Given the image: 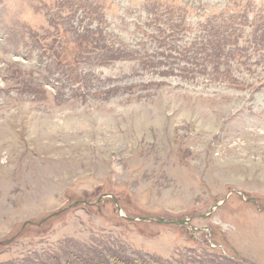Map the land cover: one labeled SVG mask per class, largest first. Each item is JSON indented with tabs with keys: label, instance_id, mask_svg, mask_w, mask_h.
Returning a JSON list of instances; mask_svg holds the SVG:
<instances>
[{
	"label": "rangeland",
	"instance_id": "1",
	"mask_svg": "<svg viewBox=\"0 0 264 264\" xmlns=\"http://www.w3.org/2000/svg\"><path fill=\"white\" fill-rule=\"evenodd\" d=\"M104 257L264 264V0H0V264Z\"/></svg>",
	"mask_w": 264,
	"mask_h": 264
},
{
	"label": "trees",
	"instance_id": "2",
	"mask_svg": "<svg viewBox=\"0 0 264 264\" xmlns=\"http://www.w3.org/2000/svg\"><path fill=\"white\" fill-rule=\"evenodd\" d=\"M114 257V256H113ZM95 261H97V262H95ZM104 261V262H103ZM83 263L84 262H86V263H91V262H93L94 264H134V262H130V261H128V260H126V261H121L120 259H118V260H113V262H109V259L108 258H106V257H104V260L102 259V262H101V259L100 258H98L97 260H83L82 261Z\"/></svg>",
	"mask_w": 264,
	"mask_h": 264
}]
</instances>
